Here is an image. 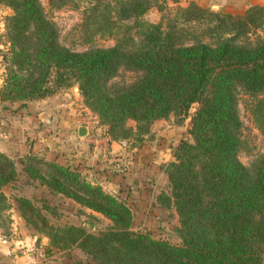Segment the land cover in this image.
Returning a JSON list of instances; mask_svg holds the SVG:
<instances>
[{"label": "trees", "instance_id": "1", "mask_svg": "<svg viewBox=\"0 0 264 264\" xmlns=\"http://www.w3.org/2000/svg\"><path fill=\"white\" fill-rule=\"evenodd\" d=\"M66 1L51 0L55 6ZM0 3L12 10L5 23L4 98L27 101L77 84L83 103L104 126V136L131 139L136 146L144 143L154 120L171 115L181 124L190 105L199 102L188 136L164 166L167 190L156 195L176 214L178 243L133 230L130 207L91 182L89 171L32 153L22 161L30 177L110 220L97 233L72 224L45 228L39 209L17 197L22 212L41 223L49 245L65 248L76 242L98 264H262L264 152L249 166L237 157L235 86L251 94L264 92V38L239 37L264 26V5H250L238 15L189 1L165 22H151L141 17L151 0H90L83 8L82 30L110 35L114 43L77 51L60 45L56 26L37 0ZM122 19L132 22H116ZM120 68L132 70L133 79L110 82ZM250 105L264 138V93ZM32 159L44 165V173L30 164ZM16 172L14 162L0 152V186Z\"/></svg>", "mask_w": 264, "mask_h": 264}, {"label": "rangeland", "instance_id": "2", "mask_svg": "<svg viewBox=\"0 0 264 264\" xmlns=\"http://www.w3.org/2000/svg\"><path fill=\"white\" fill-rule=\"evenodd\" d=\"M37 1L45 18L56 26L57 38L61 46L81 51L89 47L109 46L114 43V38L110 35H87L82 30L83 8L87 6L90 0H68L58 6L52 4L51 0ZM189 1L220 13L228 12L238 15L242 14L248 7L242 12L232 13L216 8L214 4L202 6L195 0H151L149 8L141 17L146 21L161 20V22H165L166 18L174 14L177 6H184ZM251 5H264V3ZM11 13L12 10L9 6L0 3V88L8 64V41L5 23ZM113 19L117 20L115 17ZM116 22L130 24L132 19H122ZM134 32V28L129 29V34L133 39L136 38ZM257 36L264 38V26L255 28L251 33L239 37L240 40L244 38L253 40ZM133 76L132 70L120 68L110 78V82H128L133 79ZM235 91L236 112L240 122L238 128L240 146L237 157L243 165L249 166L259 154L264 152V138L253 121L250 111V104L264 92L251 94L239 84L235 86ZM48 96L49 99L44 104L49 105V110L57 109L55 107L57 105L59 106L57 111H64L65 114L74 117L70 119V123L74 125L75 121V124L85 125L86 130L88 129L87 136L85 133L80 135L81 138L86 136L85 146L87 149L92 145V140L95 137L104 136V126L99 123L96 114L83 103L77 84L59 88ZM38 99L41 98L28 99L27 101H35L37 107L41 104ZM23 102L26 101L0 96V133L3 132L4 127L8 130L6 138H0V152L14 162L17 170L14 179L0 186V264H98L88 253L76 245V242L65 248L49 245L47 236L39 229L41 223L30 213L22 212L17 205V197L24 196L29 199L39 209L43 219L46 220L45 228L47 225L65 226L72 224L84 227L86 232L97 233L110 224V220L102 214L79 205L60 193L49 192L45 186L39 184L23 169L22 161L27 162V155L33 153L38 157L40 154L36 151L39 148L46 144L52 146L54 142L61 145L65 138L64 135H61L63 130L61 122L53 121L52 126L45 124L47 129L44 128L43 130L46 133L45 138L49 135L50 141L48 143L38 141L42 136V133H39L36 138L38 143L35 142L34 146V148L37 146L35 152L26 151L27 144L29 146L28 141H33L29 120L24 121L30 127L27 129H24L26 128L25 123L18 125L6 123L5 126L3 125L4 117L7 114L14 116L11 112ZM198 105L199 102H193L190 105L181 124H177L171 115L165 119L154 120L149 133L145 135L144 143L140 146L133 145L131 139L117 140L119 143L124 141L125 155L107 156L104 155V152H100L92 161L94 169L87 173L88 178L91 179V182H97L104 191L125 201L132 212L131 228L133 230H147L153 237L164 238L171 243L179 242L174 230L177 225L176 214L171 207L166 208L158 203L156 195L160 191L167 190L164 166L173 158L172 153L178 142L188 136L189 121ZM9 119L11 122V117ZM128 123L130 124L131 121ZM23 129L27 130V135L26 133L25 135L22 134ZM51 130L52 132H50ZM15 141L18 142L16 146ZM139 149H141L139 153L133 157V153ZM90 150L87 153H90ZM86 156L88 154L85 153L84 157L86 158ZM69 157L70 162L65 163L69 164L72 169L80 170L79 162L81 159L73 157L72 160V157ZM39 163L33 159L30 162L40 172L44 173L45 167Z\"/></svg>", "mask_w": 264, "mask_h": 264}, {"label": "crops", "instance_id": "3", "mask_svg": "<svg viewBox=\"0 0 264 264\" xmlns=\"http://www.w3.org/2000/svg\"><path fill=\"white\" fill-rule=\"evenodd\" d=\"M198 4L202 6H207L210 4L216 5V8H220L224 11H229L232 13H239L242 12L247 6L251 4H263L264 0H195ZM49 99V96H46L44 98L38 99L41 101V104L36 107L35 101H26L25 103L18 105L13 112H11L14 116L6 115L4 117L3 125L5 126L6 123H16L18 125L19 123H25V120H29L30 127L32 130V136L33 139L32 142H29V146L27 144L26 151H32L35 152L36 147L35 142L36 138L39 135V133H42V136L38 141H46L48 143L49 135L45 138L46 133L43 132L44 128L47 125L53 124V121L61 122L63 126V130L61 131V135H64V141H62V144L59 145L57 142H54L52 146L50 144H46L45 146L39 148L36 152L42 155L45 158L55 159L58 162L65 163L70 162V157L81 159L79 162V169H85L87 171L93 170L94 163L92 164V161L97 157V154L100 152H104V155H125L124 146L121 145L118 141L115 140H108L105 136L95 137L90 145L89 149L85 146V139L88 134V129L86 130L85 125H82L85 127V134L86 136L84 138H81L80 135H78V127L80 124L70 123V119L74 118L73 116H69L68 114H65L64 111H57L59 109V106H55L57 109L49 110V105H46L45 101ZM62 109V108H61ZM56 112V113H55ZM21 113V114H19ZM11 117V122L10 118ZM76 117V116H75ZM9 119V120H8ZM7 120V121H6ZM44 121V123H43ZM46 124V126H44ZM29 125V124H28ZM22 129V124L20 125ZM24 129L30 128L25 123ZM22 130V134L27 135V130ZM47 129V128H45ZM8 130L4 127L3 132L0 133V138H3L8 135ZM52 132V130L50 131ZM49 133V132H48ZM21 134V133H20ZM6 138V137H5ZM44 139V140H42ZM97 141V142H96ZM100 142V143H99ZM15 146L17 145V141H15ZM38 143V142H36ZM97 143V144H96ZM102 143V144H101ZM22 144V143H20ZM61 146L62 148H60ZM102 146V147H101ZM141 149H139L137 152L133 153V157L139 153ZM88 154L86 158L84 155ZM67 158H66V156ZM91 154V155H90ZM69 155V156H68ZM99 155V154H98ZM69 157V158H68ZM85 160V161H84ZM96 162V161H95ZM83 165V166H82ZM96 165V164H95ZM262 264H264V254L262 255Z\"/></svg>", "mask_w": 264, "mask_h": 264}, {"label": "water", "instance_id": "4", "mask_svg": "<svg viewBox=\"0 0 264 264\" xmlns=\"http://www.w3.org/2000/svg\"><path fill=\"white\" fill-rule=\"evenodd\" d=\"M75 88H76V86H75ZM77 133H78V135H83L85 133V127L80 125L78 127V132Z\"/></svg>", "mask_w": 264, "mask_h": 264}, {"label": "built area", "instance_id": "5", "mask_svg": "<svg viewBox=\"0 0 264 264\" xmlns=\"http://www.w3.org/2000/svg\"><path fill=\"white\" fill-rule=\"evenodd\" d=\"M120 143L123 145L124 144V141H120Z\"/></svg>", "mask_w": 264, "mask_h": 264}]
</instances>
